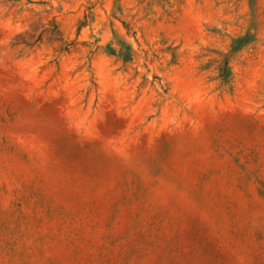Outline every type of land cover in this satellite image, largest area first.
Wrapping results in <instances>:
<instances>
[{
  "label": "rangeland",
  "instance_id": "obj_1",
  "mask_svg": "<svg viewBox=\"0 0 264 264\" xmlns=\"http://www.w3.org/2000/svg\"><path fill=\"white\" fill-rule=\"evenodd\" d=\"M0 264H264V0H0Z\"/></svg>",
  "mask_w": 264,
  "mask_h": 264
}]
</instances>
